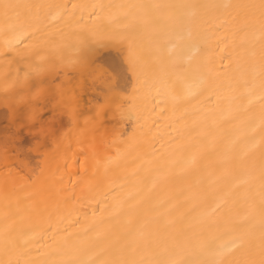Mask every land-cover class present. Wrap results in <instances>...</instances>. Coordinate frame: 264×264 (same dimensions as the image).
Returning a JSON list of instances; mask_svg holds the SVG:
<instances>
[{
  "label": "snow or ice",
  "instance_id": "1",
  "mask_svg": "<svg viewBox=\"0 0 264 264\" xmlns=\"http://www.w3.org/2000/svg\"><path fill=\"white\" fill-rule=\"evenodd\" d=\"M210 13L223 18L215 29L222 36L203 29ZM221 45L228 53L216 68L208 53ZM103 49H114L120 63L97 77ZM0 61V264H264V0H0ZM77 76L93 80L89 107L81 108ZM143 86L156 89L181 127L150 151H137L135 137L123 140L125 153L105 167L119 169L133 155L135 167L99 194L93 222L77 227L79 215L70 220L61 207L77 199L76 182L59 165L71 150L61 136L65 119L77 127L110 112L131 120L122 95ZM98 131L82 142L92 151L82 148L78 164L97 155ZM45 169L53 203L8 194L13 172L33 181ZM37 243L45 258L28 259Z\"/></svg>",
  "mask_w": 264,
  "mask_h": 264
},
{
  "label": "bare ground",
  "instance_id": "2",
  "mask_svg": "<svg viewBox=\"0 0 264 264\" xmlns=\"http://www.w3.org/2000/svg\"><path fill=\"white\" fill-rule=\"evenodd\" d=\"M21 3L30 2H42V0H18ZM65 2L71 3H88L94 2V0H65ZM104 2H121V0H104ZM201 3H247L249 0H199ZM224 23L223 18L217 20L215 14L210 13L202 21L203 29L210 36H222L223 32L215 33V29L220 27ZM147 44V40H145ZM211 45L215 44V39L210 41ZM228 48L225 45H221L219 49H213L208 53L209 61H214L215 67L220 68L221 57L227 55ZM120 63V58L117 56L114 49H103L97 60V77L103 72L104 69L108 71L112 70V67H116ZM3 64V61H0ZM230 64L229 60H223V66H228ZM5 69L0 67V75L3 74ZM15 71V68H13ZM23 75V74H21ZM62 79L67 82L70 77H62ZM78 88L82 91L83 102L81 103V108L89 107L88 101L92 100L93 96L96 94L93 85L92 78H89L86 82L80 80L77 76L73 80ZM96 85L99 86L100 81L96 79ZM123 107L125 112L131 113V120L125 117L124 120H120L119 113L115 116L110 112L108 115L100 116V118L95 122L94 125L89 127H77L75 122L68 125L67 118L65 119V127L61 129V136L64 141L65 147L71 144V150L67 153V160L61 156L59 160V165L61 167V174L64 175L67 181L69 176L72 181L76 182V200L70 201L67 205L61 203L62 211L65 215L70 214V220H75L79 215L80 225L77 227H83L93 222L92 209L97 208V200L102 197L100 193L108 190L111 183L114 180L122 177L125 172L131 171L135 165L132 163L134 155L129 157L124 165L119 169H114L108 171L105 167L108 159L116 158L118 153H125L127 145L123 144L122 141L128 139L129 137H135L139 147L137 151L144 152L150 151L153 144L157 148L160 147L162 143H166L171 136L177 134V129L180 125L173 124L175 116L171 110L170 105H165L161 97L157 94L156 89L150 86L137 87L135 89L129 88L126 94L122 95ZM95 101H93V104ZM6 109L3 102L0 101V127L6 123L5 119ZM119 121V122H118ZM81 125L84 124V120L81 119L79 122ZM171 125V126H170ZM93 128H98L99 131L95 133L96 143L94 149L97 155L94 158H90L85 161L83 156L79 157L81 161H84L83 165L76 162V154L81 151L82 148L88 147L92 151V147L87 143H82L90 141L93 139ZM116 129V132H113ZM127 130L128 136H121L120 131ZM69 134H71V139H69ZM79 141V142H78ZM35 156V153H33ZM38 162V161H34ZM42 167H44L43 162H40ZM67 165L66 169L64 165ZM52 167H56V162H53ZM80 170L82 173L86 172V176L78 177L75 173ZM37 169V172H40ZM6 172L2 169L0 165V209L3 206V200L5 195L4 178ZM47 175V171L40 178L34 177L33 181H29L22 174L20 176L15 175L10 177L8 183V194L16 198H19L23 203L26 204H44L53 203V193L46 190V185L44 184V176ZM83 179V183H81ZM71 187V185H69ZM70 195V193L61 194L55 199L63 200L65 196ZM95 196L96 199L91 197ZM100 208H105V205H100ZM87 210L88 216L85 218L82 213ZM107 215V212L101 213L97 210L96 216ZM46 246L42 243H37L32 248L31 256L28 259L32 260H43L45 258Z\"/></svg>",
  "mask_w": 264,
  "mask_h": 264
},
{
  "label": "rangeland",
  "instance_id": "3",
  "mask_svg": "<svg viewBox=\"0 0 264 264\" xmlns=\"http://www.w3.org/2000/svg\"><path fill=\"white\" fill-rule=\"evenodd\" d=\"M3 125H4V124H3ZM3 125H1V127H2Z\"/></svg>",
  "mask_w": 264,
  "mask_h": 264
}]
</instances>
